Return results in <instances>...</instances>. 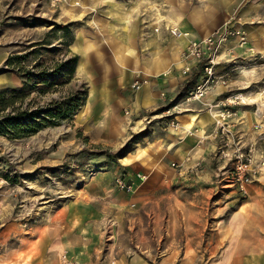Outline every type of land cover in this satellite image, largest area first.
Returning a JSON list of instances; mask_svg holds the SVG:
<instances>
[{"label": "rangeland", "instance_id": "1", "mask_svg": "<svg viewBox=\"0 0 264 264\" xmlns=\"http://www.w3.org/2000/svg\"><path fill=\"white\" fill-rule=\"evenodd\" d=\"M240 1L222 0L220 13L223 16V9H228L243 30L239 14L247 6L248 0L243 4ZM193 2L194 0H0V67L9 53L29 52L31 45L38 41H48V48L56 47L51 52L42 51L40 59L49 66L71 54L78 56V63L83 57V49L79 45L83 44L87 46L86 64L104 62L111 55V58H116L119 55L117 46L126 40L125 34L131 26L149 23L157 28L159 19H163L168 8L174 6L179 9L182 5L190 6ZM52 23L68 25L74 37L73 43L78 42V47L73 49L74 44L71 43L66 54L60 42H66L68 37H62L60 31H51ZM37 57H29L25 62L26 66L36 64L39 60ZM220 65L218 62L216 67ZM230 67L233 70L226 72ZM221 72L227 73L221 75L216 71L217 76L227 81L224 86L229 84L232 87L227 97L236 95L246 99L243 105L251 110L257 107L264 125V53L261 57L259 54L255 55L251 60L229 61V65L222 67ZM11 75L18 78L11 71L0 72L3 85L10 83L7 77ZM200 78V67H193L172 100L163 96V105L134 116L123 130V135L118 138H113L111 133L110 137L107 136V127L99 129L97 120L100 116L93 113L85 116L83 106L76 110L69 121L41 128L31 136L20 139L0 136V254L17 242L16 235L21 231L26 230L28 239L46 234L55 223L53 212L72 199L82 198L80 195L88 188L106 186L111 188L112 202H122L121 210L110 211L112 216H118L117 223L111 219L107 221L108 226L116 228L117 242L129 252L133 250L132 253L140 254L151 263L160 262L164 256L156 249L159 240L153 239V235L155 231L164 229L163 222L169 215L174 220V229H181L182 216L187 215V225L191 228H204V241L208 242L211 232L226 226L230 214L248 198L249 193L242 195L220 186L223 181L212 174L208 181L201 177L178 178L168 157L156 160L152 168L142 167L131 172L133 174L130 173L132 181L129 182L134 190L131 202H128L129 199L122 190L116 189L112 180L114 175H121L126 179L128 170L121 164L123 158L151 136L163 133L162 129L167 127L168 120L175 119L173 115L164 113L166 109L174 111L176 107L172 106L182 102L184 95ZM81 84L86 85V82L74 73L68 83L58 86L53 93L37 96L38 105H45L53 97L66 96L70 91L80 89ZM33 107L34 105L30 106ZM160 115L165 118L159 117ZM168 130L172 131L171 128ZM261 143L264 146V137ZM124 145V155L119 156ZM104 152L112 157H107ZM213 180L216 183L213 184ZM166 184L169 186L166 187ZM92 197L101 201L96 195ZM125 201L128 203L125 204ZM250 223L241 218L235 224ZM252 224L263 226L264 216L261 215ZM216 254L203 249L196 254L195 264H204L208 255ZM179 256L170 255L168 262L176 264Z\"/></svg>", "mask_w": 264, "mask_h": 264}, {"label": "crops", "instance_id": "2", "mask_svg": "<svg viewBox=\"0 0 264 264\" xmlns=\"http://www.w3.org/2000/svg\"><path fill=\"white\" fill-rule=\"evenodd\" d=\"M246 1L240 2L243 4ZM222 4V0H194L190 6L168 8L163 19H159L157 31H153L156 25L149 23L131 26L125 34L126 40L117 46L119 55L116 58H111V55L105 63L94 61V64H86L87 46L79 45L83 49V57L75 66V76H81L87 85L82 105L86 111L85 116L97 114L100 116L97 120L99 129L107 127V136L110 137L111 133L113 138H118L123 135V130L134 116L163 105L165 100L160 98V93L165 99L167 97L172 100L178 87L187 78L180 75L181 65L178 63L187 39L172 37L165 27L185 31L189 33V39L193 40L206 36L228 17L234 16L228 9H223L224 17L221 16ZM239 16L247 41L244 47H238L233 41L221 47L218 56L221 65L216 67L221 75H227V71L233 70L230 67L226 72H221V68L228 66L229 61L251 60L255 55L264 53V0H248ZM78 44L76 42L71 47L76 49ZM168 70L170 72L165 74ZM137 77L147 79V83L132 90L131 82ZM7 79L10 83L3 85L0 78V90L6 86H20L21 82L16 76L11 75ZM231 90L229 84L216 86L200 102L177 104L172 112L178 123L176 130L170 131L169 127L162 129L163 133L151 136L123 158L121 164L128 170L126 180H131V172L142 167L152 168L156 160L168 157L171 159L170 164L181 163L187 155L189 162L181 168H173L178 178L201 177L208 181L211 174L220 177L225 163L214 157L215 140L209 136L213 133V113L207 110L204 103L223 101ZM232 108L237 112L232 128L240 136L241 143L256 140L258 152L264 154L261 143L264 132L258 138L259 132H255L252 127L261 119L247 105ZM125 111L128 113L125 114ZM159 117L165 118L161 115ZM190 127L196 129L197 133L188 135L187 128ZM202 135L207 137L197 143V137ZM94 138L97 137L94 135ZM194 160L201 161V169L195 177H191L184 168ZM168 184L165 186L168 187ZM247 192L248 198L230 214L226 226L211 232L208 242L204 241V228H191L187 225V215L182 216L181 229H174V220L170 215L167 216L163 222L164 229L155 231L153 235V239L159 240L156 249L164 258L160 262L151 263L140 254L132 253L133 250L129 252L124 245L121 247L117 242L116 228L108 226L107 221L111 219L117 223L118 216H112L110 211L121 210L122 203L112 202L111 188H88L80 195L82 198L72 199L53 212L55 223L46 234L28 239L25 230L16 235L17 242L0 254V264H57L58 256L63 251L79 264H173L167 259L173 254L180 255L176 264H195L196 254L203 249L212 254L217 253L214 256L208 255L204 264H264V235H260L264 233V225L252 224L261 215L264 216V173L249 184ZM123 194L129 199L128 202L134 197L133 193ZM95 195L101 201L92 197ZM127 201L124 203L127 204ZM241 218L251 223L235 224Z\"/></svg>", "mask_w": 264, "mask_h": 264}, {"label": "built area", "instance_id": "3", "mask_svg": "<svg viewBox=\"0 0 264 264\" xmlns=\"http://www.w3.org/2000/svg\"><path fill=\"white\" fill-rule=\"evenodd\" d=\"M165 28L172 37L187 39L178 61L181 65L180 75L187 77L192 72L193 67L196 66H199L201 70V78L187 91L179 104L202 101L211 89L227 84L226 80L216 75L220 47L230 41L235 42L238 47H244L247 41L246 32L237 25L234 16L228 17L221 26L212 30L210 34L196 40L189 39V33L175 27L167 26ZM154 31H157V28H154ZM259 57H261V53ZM169 72L170 70L166 71L165 74ZM131 83V89L137 90L147 83V79L137 77ZM162 97L163 94L160 93V98ZM245 100L235 95L214 104L204 103L207 110L213 113L211 115L213 133L209 136L210 139L215 140L214 157L225 163L224 171L220 177L225 184L224 186L242 195L248 194L249 184L256 180L261 173H264V154L258 152L256 140L242 144L240 136L232 128L237 115L232 106L236 104L243 105L246 102ZM253 111L256 117L261 119V112L258 111V108L255 107ZM172 112H169V108H167L164 113L173 115ZM124 113L127 114L128 112L125 111ZM177 126L178 123L175 119L168 120L167 127L175 130ZM252 127L255 132H259L257 136L260 138L264 132L262 121L256 122ZM187 133L188 135L196 134L197 130L190 127L187 128ZM206 137V135L197 137V143L202 142ZM189 160L190 158L187 155L183 157L181 163H171V166L175 169L181 168ZM200 169L201 161L199 160H194L184 168L187 173L191 174V177H195ZM112 180L116 189L125 193L134 191L132 183L124 179L123 176L114 175ZM57 262V264H79L70 258L65 251L59 254Z\"/></svg>", "mask_w": 264, "mask_h": 264}, {"label": "trees", "instance_id": "4", "mask_svg": "<svg viewBox=\"0 0 264 264\" xmlns=\"http://www.w3.org/2000/svg\"><path fill=\"white\" fill-rule=\"evenodd\" d=\"M52 25L51 31H60L62 37H68L66 42H60L67 54L69 52L67 47L74 40L69 26L54 23ZM48 44V41L35 42L31 45V51L19 54L11 52L3 61L0 72L15 73L21 83L18 88H4L0 91V136L11 139L31 136L41 128L54 127L69 121L76 110L84 104L87 88L86 85L81 84L80 89L72 90L66 96L53 97L45 105H38L37 96L53 93L58 86L72 79L78 61V56L71 54L52 66L46 65L45 61L40 59L42 51L51 52L56 48H48ZM35 55L40 61L32 66H26L25 62L28 58ZM32 95L34 96L31 97ZM25 99L29 100L25 101ZM32 105L34 107L30 108ZM125 147L126 145L119 151V156L124 155ZM104 154L112 157L111 154L105 152Z\"/></svg>", "mask_w": 264, "mask_h": 264}]
</instances>
